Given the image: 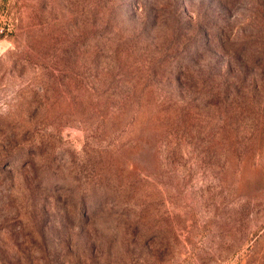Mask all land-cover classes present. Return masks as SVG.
Returning a JSON list of instances; mask_svg holds the SVG:
<instances>
[{
  "label": "rangeland",
  "instance_id": "374dc122",
  "mask_svg": "<svg viewBox=\"0 0 264 264\" xmlns=\"http://www.w3.org/2000/svg\"><path fill=\"white\" fill-rule=\"evenodd\" d=\"M0 264H264V0H0Z\"/></svg>",
  "mask_w": 264,
  "mask_h": 264
},
{
  "label": "trees",
  "instance_id": "16d2710c",
  "mask_svg": "<svg viewBox=\"0 0 264 264\" xmlns=\"http://www.w3.org/2000/svg\"><path fill=\"white\" fill-rule=\"evenodd\" d=\"M224 56V55H222ZM221 90L220 88H217L215 91L211 92V94L209 96H213V97H220L221 96Z\"/></svg>",
  "mask_w": 264,
  "mask_h": 264
}]
</instances>
